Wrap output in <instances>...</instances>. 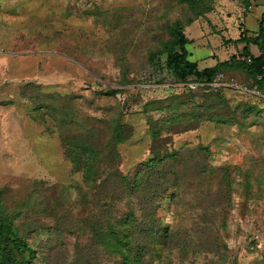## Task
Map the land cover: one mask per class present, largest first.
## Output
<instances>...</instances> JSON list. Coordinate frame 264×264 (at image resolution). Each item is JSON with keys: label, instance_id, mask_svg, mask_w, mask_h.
Listing matches in <instances>:
<instances>
[{"label": "rangeland", "instance_id": "374dc122", "mask_svg": "<svg viewBox=\"0 0 264 264\" xmlns=\"http://www.w3.org/2000/svg\"><path fill=\"white\" fill-rule=\"evenodd\" d=\"M211 5V13L185 29L191 61L201 70L234 57L244 60L246 45L237 42L245 33H258L264 15V0L254 1L249 11L240 0ZM185 11L179 0H0V190L7 189L11 207L38 188L46 209H52L34 211L26 220L50 231L29 240L41 251L34 264L120 260L98 245L96 235L131 208L140 215V198L118 190L102 200L101 188L83 185L63 144L69 134L104 135L114 119L134 133L117 149L123 175L133 177L155 155L179 154L170 164L182 202L172 206L171 216L164 214L165 223L182 236L171 264H264V95L245 73L235 71L216 78V94L189 93L164 68L165 58L150 63V53L168 37L165 27ZM251 51L260 55L256 46ZM29 84L32 97L40 87L76 124L63 128L47 110L34 120L36 108L21 95ZM110 90L119 92L107 96ZM238 106L253 111L247 120L241 115L243 127L170 124L175 107L177 114L199 108L202 116H214L229 115ZM151 121H160L155 141ZM198 147L208 152L194 150ZM226 172L235 181L230 193L223 183ZM212 244L219 255L210 252Z\"/></svg>", "mask_w": 264, "mask_h": 264}, {"label": "trees", "instance_id": "16d2710c", "mask_svg": "<svg viewBox=\"0 0 264 264\" xmlns=\"http://www.w3.org/2000/svg\"><path fill=\"white\" fill-rule=\"evenodd\" d=\"M240 1L245 10L249 11L256 0ZM212 2L179 0L186 10L185 14L182 12L181 18L165 27L168 37L163 40L157 52L150 53V63L162 62L165 58L164 68L176 83L184 90L190 91L189 93L192 90H198L216 94L219 90L209 85L215 83L219 75L235 71L245 73L251 80L252 86L264 95V15L258 33L252 37L245 33L237 42L246 45L244 60L241 61L234 57L229 61L220 62L216 67L204 70L199 68L197 62L191 61L192 53L189 46L192 41L187 38L185 29L211 13ZM251 46L258 48L259 56L252 54ZM191 84L198 86L196 89H191ZM29 88H33V85L25 86L21 95L36 108L37 113L32 116L34 120L41 117V110H47L57 114L55 116L63 128L69 129L76 124V120L71 118L70 114H65L60 106L55 105L56 97H52V102H50V97L40 93V87H37L34 93L36 97H32L31 93H28ZM118 92V90H110L107 96ZM44 100L47 101L42 102ZM224 105L225 101L222 100L220 106ZM237 108L239 110L234 109L229 115L202 116V113L198 112L199 108L195 113L177 114L179 108L175 107L170 124L176 128L190 126L193 122L197 124L212 122L226 127H243L245 123L241 115L245 117L244 120H247L253 111L249 106H238ZM150 123L151 137L155 141L156 134L160 130V127L156 126L160 121ZM103 132L104 135L97 130L86 134L67 135L63 139L67 158L73 167L82 173L85 187L90 191L101 188L102 200L110 198V195L113 197L118 195V190H121L124 194L129 192V196L140 198L138 200L142 206H139L140 215L134 208H131L115 224L101 229L96 235L98 245L110 257L120 259L115 264H152L156 260L171 264L170 254L175 248L180 249V246L176 244L182 236L172 224L165 223L164 214L171 216L172 206L176 202H182L179 177L170 164L176 161L179 154L174 153L166 157L155 155L130 178L118 171L120 154L117 149L119 145L124 144L134 135L133 129L114 119L106 124ZM99 133L104 136L103 140H98ZM201 148L194 150L208 152V149ZM191 150V148L183 149L188 152ZM208 174L214 175V169L208 170ZM223 183L228 193L234 191L235 181L229 172L225 173ZM7 192V189L0 190V264H34L41 251L34 248L29 240L33 236L39 237L42 233L50 231L45 226L27 223L26 220L34 211L47 214L52 209H46V196L38 188L30 189L23 201L11 207H8L5 202ZM211 246L210 252L219 255V251L213 250L214 244ZM224 258L220 255L219 261H223ZM85 260L87 262L85 261L84 264H89V258Z\"/></svg>", "mask_w": 264, "mask_h": 264}, {"label": "built area", "instance_id": "2783aa9c", "mask_svg": "<svg viewBox=\"0 0 264 264\" xmlns=\"http://www.w3.org/2000/svg\"><path fill=\"white\" fill-rule=\"evenodd\" d=\"M219 80L221 79V76L218 78ZM217 82V81H216ZM213 83V84H210V86L211 87H214V88H218L219 87V85L217 84V83ZM198 85H196V84H192V85H190V88L192 87V88H196Z\"/></svg>", "mask_w": 264, "mask_h": 264}]
</instances>
